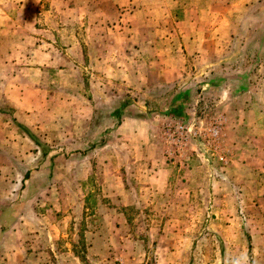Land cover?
I'll return each mask as SVG.
<instances>
[{"label":"rangeland","instance_id":"1","mask_svg":"<svg viewBox=\"0 0 264 264\" xmlns=\"http://www.w3.org/2000/svg\"><path fill=\"white\" fill-rule=\"evenodd\" d=\"M84 1L27 0L0 35V264H264V0ZM186 90L196 117L164 116ZM175 117L217 123L226 161L202 135L171 157Z\"/></svg>","mask_w":264,"mask_h":264},{"label":"crops","instance_id":"2","mask_svg":"<svg viewBox=\"0 0 264 264\" xmlns=\"http://www.w3.org/2000/svg\"><path fill=\"white\" fill-rule=\"evenodd\" d=\"M81 1H84V0H81ZM139 1L143 2V0H86V1H84L85 2L84 6L87 7L90 4L99 5V4L106 3V5L111 4L114 7H118V5H120L122 3L128 4V5L129 4L134 5V4H138ZM179 1L180 0H176V4H179ZM185 1H188V0H185ZM223 2H224L223 0H218V2L216 4H222ZM208 3L210 4V0H203V3H202L203 5H202V8L200 9V13H202V16H201L202 19H205V17H206L205 14L209 15L212 11L211 8L209 7ZM25 4H27V0H0V35L1 36H18V34H17L18 27H14V26H18V17L16 16V13L14 12V8H16L19 5H25ZM11 51H13L12 48H10V52ZM245 51H247V49H244V52ZM224 75L226 76L227 74H224ZM226 79L233 81L235 84H238V82H239L238 80L236 81L234 78H230L228 76H226ZM228 82L229 81H226V83H228ZM246 92H248V90L243 91V92L234 93V95H236L235 99L243 98L247 94ZM228 103H229V101H228ZM241 109H242V111L244 110V108L241 107V108H239L238 111L241 112ZM245 112H248L247 108H246V110H244V113ZM0 115H5V113L0 110ZM239 115H240V113H239ZM224 116H225V118L227 117L226 115H224ZM257 120H255L254 122L256 123ZM145 122L147 123L146 119H144V120H131V121L130 120H127V121L124 120L123 126H125L127 124L128 125H140V124H143ZM254 122L251 121L252 127L254 126ZM255 127H257L256 124H255ZM251 139H255V138H251ZM140 147L142 148L141 149L142 153L147 154L148 152H151V150H149L151 148H147L146 146H145V148L143 146H140ZM154 147H153L152 152H156L157 146L155 148ZM144 158L145 159H142V163L146 164L147 167L150 168V170H151L150 173L152 175H154L155 178H156V175L159 173H162V174L165 173V176H166V173L168 172V170L166 169L167 167L163 166L161 158H154V159H151L150 157H144ZM246 164H248V162H246ZM249 164H252V162H249ZM171 171H172V169H171ZM160 181H161V178H160ZM161 182L162 183L165 182V179L162 178ZM151 187L152 186H147L146 188L148 190H150V189H152ZM162 187H163V185H162Z\"/></svg>","mask_w":264,"mask_h":264},{"label":"built area","instance_id":"3","mask_svg":"<svg viewBox=\"0 0 264 264\" xmlns=\"http://www.w3.org/2000/svg\"><path fill=\"white\" fill-rule=\"evenodd\" d=\"M171 125L172 128H170L169 132L166 134L167 138L165 142L167 153L171 157H173L177 151L181 152L192 137L202 135L207 137L208 140L210 138L213 142H216L214 148L219 160L226 161L225 156L220 151L219 142L217 143L220 135V126H218L217 123L206 127V125L201 122L200 126H196L193 122H184L175 117Z\"/></svg>","mask_w":264,"mask_h":264},{"label":"trees","instance_id":"4","mask_svg":"<svg viewBox=\"0 0 264 264\" xmlns=\"http://www.w3.org/2000/svg\"><path fill=\"white\" fill-rule=\"evenodd\" d=\"M244 35V31L243 32H241V37ZM238 37V36H237ZM260 39H262V40H258V43H257V51L259 52V51H261L263 48H264V36L262 35L261 37H260ZM239 46H237V48H238ZM241 48H238L236 51L237 52H239L240 50H242V48L244 47L243 45H241L240 46ZM227 74V73H226ZM226 76H228V77H230V78H234L236 81L238 80L239 82H238V87H240V92H243V91H246L247 90V88H248V82H247V76H246V74H239V73H233V75L231 76V75H229V74H227ZM225 75H224V78L226 77ZM218 80H219V82L222 80V78L221 77H219L218 78ZM215 82V81H214ZM222 82V81H221ZM190 94V90H186V91H184V92H179V93H177V94H174V96H172V100H171V102H172V105H171V107H170V110H165V112L163 113L164 114V116H167V115H174V116H176V117H178V118H181V119H183L184 121H187V120H192L193 119V117L195 118L196 117V113H193V114H188L187 116H189L188 118H185L184 117V114H182L183 113V108L184 107H186L188 104H190L189 102H187L186 101V99H184V97H186V96H188ZM178 100H179V104H177V102H178ZM193 102H195V101H193ZM122 103H124L123 105H125V106H121V107H117L115 110H113V112H109L108 114H106V115H104V118H108V117H120L121 116V114H122V111H124V108L125 107H127L128 105H129V101L126 99V100H123V102ZM0 110L2 111V112H4V113H9L8 112V110L9 109H7L6 110V108H4V106H1L0 105ZM142 112H144V111H142ZM158 113H161V111L160 112H158ZM13 121L16 123V122H18L17 120H16V118H13ZM97 122H100V121H97ZM20 125V127H24V129L26 130V131H28V128H26L24 125H22V124H19ZM95 126H99V123H98V125L96 124ZM26 173H29V172H26ZM26 178V177H25ZM24 181H25V179H24ZM9 215V214H8ZM2 218V217H1ZM4 219V218H3ZM5 226H2V224H0V229L1 230H3L4 229V227L6 228V230H7V232H8V230L10 229L9 227H8V224H4Z\"/></svg>","mask_w":264,"mask_h":264}]
</instances>
